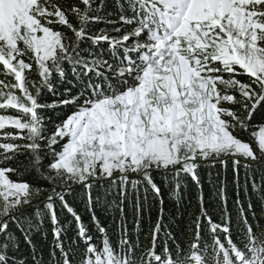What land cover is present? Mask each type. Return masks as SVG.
Listing matches in <instances>:
<instances>
[{
	"label": "snow or ice",
	"instance_id": "obj_1",
	"mask_svg": "<svg viewBox=\"0 0 264 264\" xmlns=\"http://www.w3.org/2000/svg\"><path fill=\"white\" fill-rule=\"evenodd\" d=\"M115 6L121 27L93 31L104 0H3L0 235L14 212L101 174L264 151V0Z\"/></svg>",
	"mask_w": 264,
	"mask_h": 264
},
{
	"label": "trees",
	"instance_id": "obj_2",
	"mask_svg": "<svg viewBox=\"0 0 264 264\" xmlns=\"http://www.w3.org/2000/svg\"><path fill=\"white\" fill-rule=\"evenodd\" d=\"M104 5L91 13L101 22L90 30L119 28L128 14L116 0ZM54 85L58 91L72 87L58 78ZM46 99L56 97L48 93ZM50 114L53 120L62 115ZM203 160L174 173L151 168L129 174L119 184L73 190V183L63 196L32 203L8 219L0 264H264V151L255 159ZM28 178L50 195L46 180Z\"/></svg>",
	"mask_w": 264,
	"mask_h": 264
},
{
	"label": "rangeland",
	"instance_id": "obj_3",
	"mask_svg": "<svg viewBox=\"0 0 264 264\" xmlns=\"http://www.w3.org/2000/svg\"><path fill=\"white\" fill-rule=\"evenodd\" d=\"M2 3H3V0H0V6H2ZM256 139H257V142L259 143V135H258V133H257ZM262 147H264V146H262ZM228 156H232V157L243 156L245 158L249 157L248 152H246L243 149L237 148L236 151L232 155L225 154V155H222V156H219V157L212 155V156H208L207 158H201V159H204L202 162H204L203 164L206 165V164L211 163L213 159H218V158H221V157H228ZM198 159H200V158H197V159H194V160L193 159H189L187 162H184L182 164H178V163H175L174 161H170V162H168V166L161 165V166H156V167H153V168H155V169L159 168V169L166 170V171L160 170L161 173H163V172H167V173L173 172L174 173V172H176L175 169L177 167L181 166V165H183V167L185 169H189V166L193 167L192 165L194 164V162H197ZM142 172L144 173L146 171L141 170L139 172H136V171L129 170L127 173H124L123 170H121L120 172L110 173L109 175L101 174L100 176H103V177H99V176L95 177L94 179H91L90 181H88L86 183L76 182V184L78 183L77 187H75L73 190L79 189V188H85L86 186H88L90 184H99V183H104V182H109V183L112 182L113 184H116L115 181H117V184H119V181L122 178H123L122 181L124 183L125 178H130L131 179V176H128L129 174H136V173H142ZM113 174H118L119 176H116V175L113 176ZM93 175H95V174H93ZM119 177H121V178H119ZM101 178H104V179H101ZM71 191H72V189H67V190L64 191V193L67 194V193H69ZM61 196H63V195H61ZM16 214H18V213L14 212L12 217L16 216Z\"/></svg>",
	"mask_w": 264,
	"mask_h": 264
}]
</instances>
